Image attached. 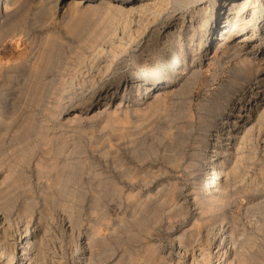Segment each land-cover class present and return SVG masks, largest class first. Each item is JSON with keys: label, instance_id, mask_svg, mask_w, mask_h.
I'll return each mask as SVG.
<instances>
[{"label": "rangeland", "instance_id": "1", "mask_svg": "<svg viewBox=\"0 0 264 264\" xmlns=\"http://www.w3.org/2000/svg\"><path fill=\"white\" fill-rule=\"evenodd\" d=\"M74 1L0 0V264H264V129L202 188L234 95L264 78V0L233 42L245 0Z\"/></svg>", "mask_w": 264, "mask_h": 264}, {"label": "bare ground", "instance_id": "2", "mask_svg": "<svg viewBox=\"0 0 264 264\" xmlns=\"http://www.w3.org/2000/svg\"><path fill=\"white\" fill-rule=\"evenodd\" d=\"M12 1V0H11ZM150 1V2H149ZM144 2V1H143ZM149 2V3H147ZM248 0H245L243 2V4L241 5V7H238L239 10L236 12L235 15V11L231 12V9H233V7L229 8V12L227 13V16L222 17V21L224 23H226L227 21H229V16L232 14L235 17H233L232 19V23H231V29L228 32V36H226L225 38H222L225 42H227L229 39L232 38L233 32L236 29H242L244 24H247L250 20H243L242 18H239L238 16L240 14L243 13V8L245 6V3H247ZM74 4L77 6H79V4H82L81 0H76L74 1ZM169 4V0H145V3H142V5L140 4L137 9L136 12H144L146 10L149 11V9L154 8V10L152 11L154 14L160 12L163 8H165L167 5ZM173 5V4H172ZM240 6V5H239ZM80 7V6H79ZM5 10V9H4ZM134 10V9H133ZM132 10V11H133ZM264 12V9H263ZM9 14V13H8ZM7 15V14H6ZM154 17V16H153ZM231 17V16H230ZM231 22V19H230ZM42 23V22H41ZM226 25V24H225ZM180 28V27H179ZM219 28V27H217ZM221 32V31H220ZM169 34V33H168ZM224 34V33H223ZM221 35V34H220ZM223 37V36H222ZM249 36H247L248 38ZM243 38L245 39L246 37H242V39L240 40V42H243ZM246 38V39H247ZM112 40V39H111ZM233 40V38L231 39V41ZM236 40V39H235ZM223 41V42H224ZM239 41V40H238ZM222 42V41H221ZM220 42V43H221ZM233 42V41H232ZM246 42V41H245ZM113 43V42H112ZM219 43V41H218ZM219 43V44H220ZM110 44V43H109ZM218 44V45H219ZM221 45V44H220ZM224 45V44H223ZM236 45V44H235ZM110 46V45H109ZM230 46V45H229ZM237 48V49H236ZM114 49V48H113ZM220 49V48H219ZM232 49V46H231ZM252 49H254V46H248L247 45H243V46H235L233 48V52L231 53L232 56H239L241 55V52L244 51V54L242 55V59L244 61V59L248 58V55L250 53H252ZM102 50V49H101ZM227 50V49H226ZM103 51V50H102ZM112 51V50H111ZM97 52V51H96ZM93 53H95L93 51ZM92 53V54H93ZM98 53V52H97ZM180 53V52H179ZM96 54V53H95ZM184 54V53H183ZM99 55V53H98ZM179 55V54H178ZM177 52H175L173 49H170L167 53V56L169 57V59H176L177 58ZM96 56V55H94ZM92 57V56H91ZM99 57V56H98ZM93 58V57H92ZM237 58V57H236ZM235 58V59H236ZM84 59V58H83ZM242 61V62H243ZM110 62V61H109ZM246 62V60L244 61ZM250 62V61H249ZM242 69V68H241ZM247 69V68H246ZM165 71V66L161 68H155V67H150V69L145 72L143 74V78L145 80H149L150 82L155 81L156 79H158L163 72ZM258 71V69L256 70ZM166 72V71H165ZM250 72V71H249ZM250 75V74H249ZM258 77H260L258 74L253 75L251 74L250 76H247L248 80L246 81L247 86L245 89H242L241 92L236 93V95H234L233 97V101L230 104L229 110L226 111V116L223 118V121L219 123V125L216 128V133L214 134V138L212 139V144L209 151L210 155L206 154V158H208V172L205 174L207 175L203 180H202V188L206 189V190H211L213 189L212 194H219L220 188L222 189L225 187L224 185H220L222 183H215L213 182V180L222 177L225 178V174L224 173V169L223 167H225V162L227 161V158H230V162L233 163L234 161L236 162V155L239 151V148L241 146V144L244 142V140L247 138L252 137L253 135L258 138L259 135H262V129H264V126L262 125L264 122V107L260 109V111H256L255 108L258 107V102H255L257 99V96L259 95V93L264 90V78H260L258 79ZM236 79V78H235ZM133 81V80H132ZM245 82V78L242 80H239L238 83H236V86H240L242 82ZM134 83V82H133ZM132 85V84H131ZM133 86V85H132ZM132 88V87H131ZM236 88V87H235ZM133 91V90H132ZM263 92V91H262ZM260 97V96H259ZM62 105V104H61ZM219 107V106H218ZM244 108V110H243ZM221 110H224V107H221ZM217 111V110H216ZM225 111V110H224ZM254 111L257 112V114H255L254 117V121L250 123V121L252 120V116L254 115ZM221 115L219 112L216 113V116ZM219 117V116H218ZM261 137V136H260ZM263 137V136H262ZM255 138V139H256ZM262 139V138H261ZM260 139V140H261ZM236 141V142H235ZM263 141V140H262ZM249 146V145H248ZM228 149H230V152L228 153ZM228 155L227 158H225ZM243 158V157H242ZM207 160V159H206ZM234 162V164H236ZM233 164V165H234ZM232 165V164H231ZM232 165V167H233ZM230 168V167H228ZM226 168V169H228ZM233 171V170H232ZM230 173V171H229ZM246 173V172H245ZM227 175V174H226ZM230 175V174H229ZM229 176H226V178ZM235 177V176H234ZM214 180V181H215ZM225 180V179H224ZM227 180V179H226ZM221 181V180H220ZM224 183V181H223ZM222 193V192H221ZM221 195V194H220ZM219 195V197H220ZM213 196V195H212ZM211 197V196H210ZM48 213V212H47ZM27 219V218H26ZM2 222V221H1ZM21 223V222H20ZM5 226V225H4ZM1 228V227H0ZM2 229V228H1ZM205 229V228H204ZM2 231V230H1ZM0 231V232H1ZM198 232V230H197ZM2 233V232H1ZM5 234V233H4ZM6 235V234H5ZM4 235V236H5ZM9 235V234H8ZM1 236V235H0ZM4 236H1L2 238H4ZM20 238V237H19ZM192 238V237H191ZM10 239V238H9ZM8 239V240H9ZM25 239V238H24ZM2 240V239H1ZM27 240V239H26ZM25 241V240H24ZM4 242V239H3ZM1 243V241H0ZM6 243V242H5ZM10 243V242H9ZM7 244V243H6ZM6 244L4 245V247L6 246ZM11 244V243H10ZM13 244V243H12ZM8 245V244H7ZM229 245V244H228ZM10 246V245H8ZM7 246V247H8ZM13 247V245H11ZM28 246V242L25 241L24 245L22 246V250L26 249ZM41 246V245H40ZM2 244H1V248H0V257L2 256L3 258L6 259V263L7 260L11 261V259H14L12 256L13 255H9L8 251L4 252V248L2 249ZM6 247V248H7ZM9 248V247H8ZM13 249V248H12ZM29 249V248H28ZM6 250V249H5ZM8 250V249H7ZM14 250V249H13ZM12 250V251H13ZM128 250V249H127ZM25 250H23L22 252L24 253ZM128 252V251H127ZM21 255V254H20ZM15 257V256H14ZM30 257V256H29ZM32 257V256H31ZM167 257V256H166ZM19 258V257H18ZM25 259L27 258H19L18 260L21 261L20 264H26L25 263ZM130 259V258H129ZM202 259V258H201ZM204 259V258H203ZM28 260V259H27ZM206 261V260H205ZM18 262V261H17ZM10 263V262H9ZM207 263V262H206ZM29 264V263H28Z\"/></svg>", "mask_w": 264, "mask_h": 264}]
</instances>
